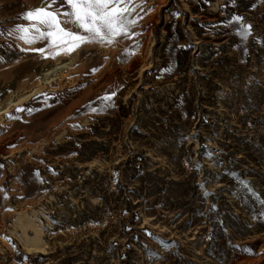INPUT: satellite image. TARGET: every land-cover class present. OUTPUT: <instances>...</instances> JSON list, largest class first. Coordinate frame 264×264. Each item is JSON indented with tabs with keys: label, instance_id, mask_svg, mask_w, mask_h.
Returning a JSON list of instances; mask_svg holds the SVG:
<instances>
[{
	"label": "rangeland",
	"instance_id": "obj_1",
	"mask_svg": "<svg viewBox=\"0 0 264 264\" xmlns=\"http://www.w3.org/2000/svg\"><path fill=\"white\" fill-rule=\"evenodd\" d=\"M136 2L67 52L0 0V264H264V0Z\"/></svg>",
	"mask_w": 264,
	"mask_h": 264
},
{
	"label": "snow or ice",
	"instance_id": "obj_2",
	"mask_svg": "<svg viewBox=\"0 0 264 264\" xmlns=\"http://www.w3.org/2000/svg\"><path fill=\"white\" fill-rule=\"evenodd\" d=\"M56 3L57 0H48L45 7L25 12L23 19L31 23L17 26L15 31L22 33L19 38L28 44L51 39V47L72 52L83 44H111L119 37L133 35L130 29L136 23L132 18L138 7L136 0H65L67 11L55 10ZM250 28L245 26L240 33L242 38H246Z\"/></svg>",
	"mask_w": 264,
	"mask_h": 264
}]
</instances>
